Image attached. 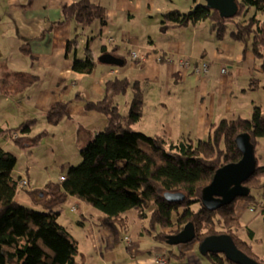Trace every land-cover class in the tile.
Returning a JSON list of instances; mask_svg holds the SVG:
<instances>
[{"label": "trees", "instance_id": "1", "mask_svg": "<svg viewBox=\"0 0 264 264\" xmlns=\"http://www.w3.org/2000/svg\"><path fill=\"white\" fill-rule=\"evenodd\" d=\"M192 1L197 4L190 10L173 8L165 12L162 29L212 19V28L218 36L230 34L246 43L244 52L253 50L260 60L259 69L264 71V18L259 14L264 13V0H237L239 12L233 17L221 15L207 3ZM107 17L106 7L93 0H79L65 7V20L75 19L84 29L94 22L104 27ZM81 36L76 32L68 39V55L78 49ZM90 42L84 58L74 53L73 68L77 71L91 72L98 64ZM102 52L120 55L117 47L110 49L107 45ZM147 83L148 80L115 76L107 80L102 98L87 99L80 93L78 99L86 110L105 114L107 124L94 133L84 126L78 129L82 161L71 163L59 180L51 179L42 187L33 186L27 173H16L18 155L0 144V264H74L80 251L79 240L60 221L59 207L70 197L77 198L71 202V210L79 211L80 215L87 214V204L100 209L103 215L96 221L97 227L111 230L117 240L129 235L132 222L128 210L134 208L144 223V234L161 242L170 244L168 235L193 221L197 235L189 243L200 245L208 235L229 233L240 248L264 264V255L255 243L241 235L244 225L234 203L211 210L202 197L204 187L213 180L219 167L242 158L237 136L247 132L255 145L258 166L246 182L251 193L242 198L253 201V209H259L258 213L264 216V164L258 152L264 138V104H254L250 118L237 116L213 123L206 137L170 141L162 134H148L134 127L145 113ZM129 90L133 97L129 111L124 113L119 96ZM70 102L69 99L53 102L46 113L48 121L58 124L69 116ZM36 122L33 118L14 127H0V135L9 133L17 146L33 149L49 132L45 128L32 133ZM23 178L28 179V184L22 183ZM19 191L30 195L34 203L40 202L45 209L22 203ZM177 191L186 197L167 198V192ZM249 231L255 234L253 228ZM174 246L170 244L167 256L171 260L176 257L179 262L185 255L175 251ZM200 255L211 264H237L221 252Z\"/></svg>", "mask_w": 264, "mask_h": 264}, {"label": "crops", "instance_id": "2", "mask_svg": "<svg viewBox=\"0 0 264 264\" xmlns=\"http://www.w3.org/2000/svg\"><path fill=\"white\" fill-rule=\"evenodd\" d=\"M77 1L0 0V92L6 102L0 103V127L19 125L23 110L22 119H37L35 128L41 122L37 115L44 113L48 122L44 127L49 131L44 138L60 134V142L68 135L76 147H81L78 129L84 126L93 133L104 129L107 116L86 110L78 96L81 93L87 99L104 97L107 80L115 76L148 80L143 118L153 116L149 118L151 128L142 130L162 134L170 141L206 137L213 123L251 115L254 104H264L258 103L250 92L261 86L264 79L260 74L264 77V71L259 69L260 60L253 50L244 52L243 41L230 34L219 37L210 19L162 29L165 12L173 8L190 10L197 4L192 0H93L106 7L108 22L104 27L99 22L90 25L91 33L98 34L92 39L99 40L101 48L117 47L118 56L125 62L122 65L102 62L108 65L99 68L97 65L91 72L75 70L74 57L67 54V42L80 26L75 19L65 20V7ZM112 37L114 41L109 43ZM134 51L139 52L137 57L133 56ZM182 59H190L192 64L183 65ZM205 60L209 69L196 72V63ZM10 95L18 97L16 103ZM132 97L133 93L129 108ZM61 99L71 101L69 116L58 124L50 123L46 113L53 102ZM141 120L144 123L148 119ZM0 139L5 148L22 154L21 148L25 147L17 146L9 133L0 135ZM32 169L17 167L16 173H27L35 187H42L52 179L51 176L43 179L35 167ZM59 179L60 176L54 180ZM29 198L35 201L30 195ZM102 215L87 206V214H81L76 222L71 216L62 220L67 226L71 222L77 225L78 231L72 233L78 238L79 247L82 239L88 241L86 255L93 260L87 264H162L155 255L167 254L170 247L144 234V223L137 209L128 210L132 222L128 239L123 236L117 240L111 230H100L96 221ZM62 216L64 212L60 219ZM173 248L185 255L179 262L206 264L198 242L175 244Z\"/></svg>", "mask_w": 264, "mask_h": 264}, {"label": "rangeland", "instance_id": "3", "mask_svg": "<svg viewBox=\"0 0 264 264\" xmlns=\"http://www.w3.org/2000/svg\"><path fill=\"white\" fill-rule=\"evenodd\" d=\"M201 2L206 3V0H201ZM259 14H260V18H264V13H259ZM209 21L212 24L213 20L210 19ZM208 25L209 23L207 24V26ZM233 26H234V23H231L230 27H233ZM91 30H92V27L90 26H87L86 30L80 27L78 32H80L82 36L80 39V43L78 45V49L73 50L72 55L74 57L75 55L74 53L78 51V57L84 58L88 50L89 41H91L90 46L93 49L96 58L98 59V64H97L98 68L101 67L102 65H108V64L100 62L99 60L100 55L102 54L101 53L102 48L99 46V40L94 41L93 39L90 38V36H93V33H91ZM94 36H96V33ZM260 76L261 78L264 79V77L262 76V73L260 74ZM250 92L253 98H256L259 100L258 103L264 102V81L261 83L260 87L256 89L252 88ZM131 95L132 93L131 91H129L119 96L121 110L124 113H127L129 111L128 101ZM4 98H5L4 94L0 92V103H3V104L6 103ZM10 98L12 99V101L16 103V100L18 97L16 95H10ZM20 109H23V108H20ZM153 111L154 110L152 109V112ZM247 115L248 116L246 117H249V118L252 117V114L250 115L248 113ZM23 116H24V113L22 110V114H21L22 121L25 120V119H22ZM37 116L40 118L41 122L39 121V123L36 125L33 133L39 132V130L41 131V129L45 128L44 123L45 124L48 123L45 118L44 113H40ZM152 116L153 115H150V116L146 115L141 121H144L145 119H148V120H146L144 123L143 122L136 123L134 125L135 128L138 130H142V129L145 130V128H151V125L149 123L152 119H149V118H152ZM155 118L158 119L156 116ZM158 121L159 120L155 121L154 123H157ZM151 132L152 131L148 130L146 133L152 134ZM59 136L60 134H56V135L51 134L47 138H42L39 141V143L35 145L33 149L21 148L22 154L18 155L17 167L20 168L21 170L23 169L26 170L28 167H30L32 171H33L32 168L35 167V172H37V174L41 178L45 179L46 177L51 176L52 180H54L60 176V174L63 172L64 169H67V167H69L70 162H72V164H79L82 161V156L78 158V155L79 154L81 155V147H78V146L76 147L74 143L72 142V138H70V136L68 135H66L65 138H62L61 141L59 142V139H60ZM1 142L3 143L4 141L0 139V144ZM258 150H259L258 152L261 155V163L264 164V138H261L259 146H258ZM18 197L22 203L29 205V206H33L35 209H38V210L45 209L43 207V204H40V202H36V203L32 202L28 194H26L23 191H19ZM233 203H234V207L236 211L241 215L242 226L244 225L243 229L241 230V235L248 240H252L255 243L256 249L261 254L264 255V216L263 214L258 213L259 209H256V210L252 209V207H254L255 205L254 202L246 198H242V196H240V198L237 201L235 200ZM71 204H72L71 201L67 199L61 206H59L62 209V212H64V216H62L60 219L61 222L62 220L63 221L65 220V216H71L74 219V222H76L78 219L81 218L79 211L71 210V206H72ZM87 205L97 209L100 213H102L100 209L92 205H89V204ZM87 224H89L88 221H87ZM68 226H69L68 229L71 231V233L78 231V227L76 224L73 225V223L71 222V223H68ZM249 228H253L255 230L254 235L250 233ZM252 236H255V237L253 238ZM164 244L170 247V244L168 243H164ZM87 248H88V241L86 239L85 240L82 239V243L80 245L81 251L80 253L77 254L74 264H87L88 262H91L93 260V257L91 255L89 256L86 255L87 250H88ZM204 261L206 264H211L208 258H204ZM175 262H176V259L173 258L172 263H175Z\"/></svg>", "mask_w": 264, "mask_h": 264}, {"label": "water", "instance_id": "4", "mask_svg": "<svg viewBox=\"0 0 264 264\" xmlns=\"http://www.w3.org/2000/svg\"><path fill=\"white\" fill-rule=\"evenodd\" d=\"M206 3L209 7L219 10L225 17H233L239 12L237 0H206ZM99 60L115 65L125 62L122 57L111 52L102 53ZM237 143L243 153L242 158L219 167L213 180L203 189V202L211 210L232 204L238 197L251 193V187L246 182L258 166L255 145L247 132L238 134ZM166 196L170 200H182L186 197L185 193L180 191L167 192ZM196 235V226L190 221L179 232L168 235L167 242L174 245L188 243L194 240ZM199 248L204 255L209 252L224 253L237 264H263L240 248L229 233L208 235L200 242Z\"/></svg>", "mask_w": 264, "mask_h": 264}, {"label": "built area", "instance_id": "5", "mask_svg": "<svg viewBox=\"0 0 264 264\" xmlns=\"http://www.w3.org/2000/svg\"><path fill=\"white\" fill-rule=\"evenodd\" d=\"M111 41H114L113 37L109 38L108 42L110 43ZM138 55H139L138 51L133 52L134 57H137ZM182 63H183V65L190 66L192 64V61L190 59H182ZM209 66H210V64L207 60H205L202 64L196 63L195 71L202 73L203 71H207L209 69ZM223 71H227V67H223ZM62 178H64V177H62ZM22 183L28 184V179L23 178ZM252 209H253V207H252ZM155 258L157 261H160L163 264H170V261H169L167 255H165V254H161V255L156 254ZM179 264H182V263H179Z\"/></svg>", "mask_w": 264, "mask_h": 264}, {"label": "clouds", "instance_id": "6", "mask_svg": "<svg viewBox=\"0 0 264 264\" xmlns=\"http://www.w3.org/2000/svg\"><path fill=\"white\" fill-rule=\"evenodd\" d=\"M124 238L125 239H128L130 238V235H124ZM189 243V242H188ZM177 245V244H176ZM167 255V254H165ZM168 257V256H167ZM169 261H170V264H179V263H182V264H185L184 262H175V263H172V260L168 257ZM163 264V263H162Z\"/></svg>", "mask_w": 264, "mask_h": 264}]
</instances>
